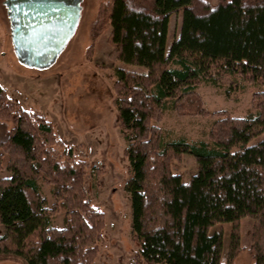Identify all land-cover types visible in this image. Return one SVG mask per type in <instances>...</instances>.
I'll return each instance as SVG.
<instances>
[{"label":"trees","instance_id":"16d2710c","mask_svg":"<svg viewBox=\"0 0 264 264\" xmlns=\"http://www.w3.org/2000/svg\"><path fill=\"white\" fill-rule=\"evenodd\" d=\"M179 34L167 47L172 15ZM110 27V57L145 68H116L114 102L127 147L136 264H234L241 218H253L250 252L264 264V0H105L91 35ZM93 50L89 47L88 55ZM227 79L253 92L254 112L216 110L210 141H168L159 123L167 101L182 114H209L196 88ZM190 153L197 170L188 181L173 163ZM0 261L20 264H95L105 214L88 198L87 162L57 137L41 113L16 102L0 75ZM47 185L54 198L40 189ZM60 210L64 226L51 221ZM231 221L227 261L223 231Z\"/></svg>","mask_w":264,"mask_h":264},{"label":"rangeland","instance_id":"374dc122","mask_svg":"<svg viewBox=\"0 0 264 264\" xmlns=\"http://www.w3.org/2000/svg\"><path fill=\"white\" fill-rule=\"evenodd\" d=\"M105 0H81V16L73 36L56 61L48 68L40 69L21 63L15 53L11 23L5 0H0V75L8 94L25 108L41 113L53 124L55 133L66 146L72 147L75 156L87 162L84 181L88 198L105 214V226L95 264H136L139 243L132 235L131 196L126 190L130 177L129 161L125 154L127 141L120 129L118 111L114 102L116 68L144 71L145 68L110 57V27L94 41L92 26L101 3ZM216 3L218 0H210ZM182 13L170 20L171 46L179 34ZM181 28V27H180ZM93 50L88 55L89 47ZM227 79L213 84L204 81L197 88L209 114H182L168 100L162 121L159 123L164 140H186L191 143L210 141L211 127L216 119L211 113L227 110L233 116H246L254 112L253 92L263 89L259 85L245 83L231 87ZM264 139V133L254 137L249 144ZM188 181L197 170L194 155L186 153L173 163ZM9 176L4 166L0 178ZM40 189L48 197L49 206L54 203L50 188L40 181ZM65 212L60 210L52 218V225L64 226ZM241 224V249L234 264H253L250 252L253 218L243 216ZM232 222L225 221L212 227L211 232L223 231V261H227ZM5 226L0 225V235ZM0 264H20L3 260ZM165 264V263H160Z\"/></svg>","mask_w":264,"mask_h":264},{"label":"water","instance_id":"95a60500","mask_svg":"<svg viewBox=\"0 0 264 264\" xmlns=\"http://www.w3.org/2000/svg\"><path fill=\"white\" fill-rule=\"evenodd\" d=\"M12 40L19 61L50 67L73 36L81 0H5Z\"/></svg>","mask_w":264,"mask_h":264},{"label":"crops","instance_id":"0c3cea01","mask_svg":"<svg viewBox=\"0 0 264 264\" xmlns=\"http://www.w3.org/2000/svg\"><path fill=\"white\" fill-rule=\"evenodd\" d=\"M176 14H179V16H180V13H176ZM175 15V14H174ZM173 17V15L171 16V18ZM171 18H170V20H171ZM181 23H182V16H181V18H180V20H179V26H178V29L180 30V27H181ZM170 24V23H169ZM170 26V25H169ZM169 38H170V27H169V34H168V40H169ZM168 42V41H167Z\"/></svg>","mask_w":264,"mask_h":264}]
</instances>
